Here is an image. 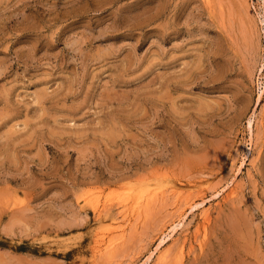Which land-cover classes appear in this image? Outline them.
Returning <instances> with one entry per match:
<instances>
[{"label":"rangeland","instance_id":"1","mask_svg":"<svg viewBox=\"0 0 264 264\" xmlns=\"http://www.w3.org/2000/svg\"><path fill=\"white\" fill-rule=\"evenodd\" d=\"M143 261L264 264V0H0V264Z\"/></svg>","mask_w":264,"mask_h":264},{"label":"bare ground","instance_id":"2","mask_svg":"<svg viewBox=\"0 0 264 264\" xmlns=\"http://www.w3.org/2000/svg\"><path fill=\"white\" fill-rule=\"evenodd\" d=\"M248 128L250 130V132L252 131L253 129V119L250 117L249 120H248ZM250 150V149H249ZM249 150L247 152H249ZM231 192L233 191V188H231ZM229 189V190H230ZM229 192V191H228ZM230 195V194H229ZM191 205V204H190ZM189 205V206H190ZM197 204H192L190 206V209H193L194 206H196ZM182 220H179L178 222H174L171 226H169L168 230H166V232H162V235L160 236L159 238V245L161 244H164L165 242H167L169 240V238H171L174 234H176V232L181 229L182 227ZM161 256V255H160ZM148 258V257H147ZM146 260V259H145ZM147 261V260H146ZM141 263V262H140ZM141 264H146V262L143 261V263Z\"/></svg>","mask_w":264,"mask_h":264}]
</instances>
